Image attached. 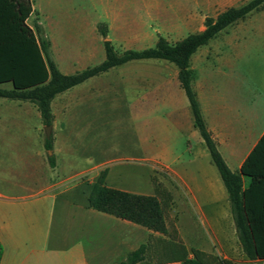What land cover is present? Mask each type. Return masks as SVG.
<instances>
[{"label": "crops", "instance_id": "obj_1", "mask_svg": "<svg viewBox=\"0 0 264 264\" xmlns=\"http://www.w3.org/2000/svg\"><path fill=\"white\" fill-rule=\"evenodd\" d=\"M212 1L217 0H205L208 5ZM216 55L219 67L203 65L196 71L191 66L193 72L195 70L192 87L217 150L229 169L239 172L264 132V114L253 108L241 109L243 102H254V99L250 87L247 93L243 92L245 82L234 66L240 52ZM124 83L123 99L124 102L128 99L130 113L134 116L147 120L164 106L171 108L166 113L167 119L155 114L162 120L158 126L160 132L156 134V149L145 158L155 159L167 175L163 182L171 200L165 221L174 239L93 209L87 206V199L78 197L64 199L65 206L60 209L61 217L53 230L51 212L57 196L76 190L80 183L64 190L60 186L92 166L101 165H92L90 159L79 163L78 150L85 140L76 132L75 125H71V120L87 116L84 113L89 109H99L100 102H78L82 97H76V102H53V99L50 104L53 149L47 151L44 125L36 106L28 101L9 99L11 102H0V264H117L141 244H148L147 264H183L180 257L175 258L176 242L184 246L186 258H193L192 251H198L204 264H243L247 260L236 234L227 191L193 125L190 107L185 102H164L174 86L166 83L164 76L154 89L140 90L138 96L128 95L127 79ZM101 91H106L103 97L112 100L117 97L111 83ZM146 131L144 127L140 130L142 143L150 139L152 130H148L149 135ZM180 132L194 138L201 148L188 163L182 162L175 153V142L182 136ZM52 154L54 167L48 162ZM248 183L249 179L243 177V186ZM135 194L154 195L155 192ZM35 199L49 203L50 208H35L29 202H36ZM17 200L22 202L15 204ZM9 209L26 216L25 224L13 221ZM46 210L50 217L44 227L36 218ZM41 243L43 247L38 246ZM252 261L262 263L264 259Z\"/></svg>", "mask_w": 264, "mask_h": 264}, {"label": "rangeland", "instance_id": "obj_2", "mask_svg": "<svg viewBox=\"0 0 264 264\" xmlns=\"http://www.w3.org/2000/svg\"><path fill=\"white\" fill-rule=\"evenodd\" d=\"M246 1L248 0H217L208 5L205 0H196L194 5L193 0H32L34 12L28 23L33 29L38 26V35L50 42L48 55L59 70L74 73L104 59V38L99 31L101 26L106 27V39L120 53L129 48L151 47L159 35L170 42L180 40L190 33L202 30L206 16L216 17L227 7H237ZM207 6L211 8L205 9ZM236 50L240 55L237 60L234 59V66L245 82L242 90L247 93L250 87L254 99V102H243L241 109L253 108L264 114V10L253 11L220 31L206 45L197 49L191 56L190 64L196 71L203 65L219 67L216 53L229 54ZM176 71L175 65L168 61L134 60L113 67L107 73L92 77L65 93L56 95L53 102H76V97H82L78 102H100L99 109H89L84 113L87 116L71 120V125H75L76 132L85 140L78 150L79 163H87L90 159L92 165H101L92 166L89 171L70 178L60 186L64 190L80 183L76 190L57 196L51 212L53 230L60 220V209L65 206L64 199H87L92 184L103 169H106L105 184L109 187L145 194L154 191L161 197L164 194L160 192V187L168 191L163 182L167 175L162 167L155 159L145 157L156 149V134L160 132L158 126L162 120L157 119L155 114L159 113L161 118L167 119L169 116L166 113L171 108L164 106L153 112L147 121L130 113L128 99L124 102L123 93L126 79L127 94L138 96L140 90L154 89L161 76H164L166 83L174 85L164 102H185L189 106L178 85ZM108 83L114 85L116 99L102 96L106 91L101 89H106ZM0 102L11 100L0 97ZM87 105L89 107L91 103ZM143 127L147 128L146 134L149 135V129L153 132L147 143L141 142L140 130ZM69 129L72 130L70 127ZM180 134L182 136L174 145L175 153L180 155L182 162L188 163L201 148L187 133ZM35 200L36 202L29 201L35 208H50L49 203ZM21 202L17 200L15 204ZM15 210H8L11 211L12 220L25 224L26 216ZM43 211L44 214L36 219L45 227L50 214L47 210ZM42 245L43 243L38 246L43 247ZM49 245L50 241L47 246ZM243 264L261 263L247 258Z\"/></svg>", "mask_w": 264, "mask_h": 264}, {"label": "trees", "instance_id": "obj_3", "mask_svg": "<svg viewBox=\"0 0 264 264\" xmlns=\"http://www.w3.org/2000/svg\"><path fill=\"white\" fill-rule=\"evenodd\" d=\"M33 10L32 0H0V97L33 103L42 124L48 126L53 121L50 104L56 95L91 77L134 60L157 59L174 64L179 85L189 103L193 125L203 139L227 191L243 253L249 259H264V132L243 161L240 171H231L206 128L192 87L194 72L190 64L191 56L197 49L206 45L220 31L253 11L264 10V0H248L237 7L226 8L216 17L206 16L202 30L175 42L159 35L151 47L129 48L120 53L106 39V27L101 26L99 31L104 38V59L74 73L61 72L48 55L50 42L38 35V26L33 29L27 22ZM44 147L47 151H52V134L45 136ZM48 162L54 167L53 154L48 156ZM105 176L106 169H103L91 186L87 206L174 239L165 221L170 197L163 188L160 187L159 190L164 198L157 192L154 195L135 194L107 186ZM243 177L249 179L246 187L243 186ZM175 251V258L180 257L183 264H204L198 251H192L193 258H186V250L180 242H176ZM147 252L148 244H141L117 264H147L146 259L150 258ZM1 255L0 246V257Z\"/></svg>", "mask_w": 264, "mask_h": 264}, {"label": "water", "instance_id": "obj_4", "mask_svg": "<svg viewBox=\"0 0 264 264\" xmlns=\"http://www.w3.org/2000/svg\"><path fill=\"white\" fill-rule=\"evenodd\" d=\"M44 130H45L46 137H49L51 133V125L44 126Z\"/></svg>", "mask_w": 264, "mask_h": 264}, {"label": "built area", "instance_id": "obj_5", "mask_svg": "<svg viewBox=\"0 0 264 264\" xmlns=\"http://www.w3.org/2000/svg\"><path fill=\"white\" fill-rule=\"evenodd\" d=\"M261 264H264V261Z\"/></svg>", "mask_w": 264, "mask_h": 264}]
</instances>
